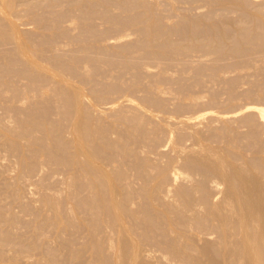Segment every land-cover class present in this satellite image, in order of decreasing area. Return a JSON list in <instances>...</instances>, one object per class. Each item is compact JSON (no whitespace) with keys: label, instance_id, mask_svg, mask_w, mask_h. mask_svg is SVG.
I'll use <instances>...</instances> for the list:
<instances>
[{"label":"rangeland","instance_id":"obj_1","mask_svg":"<svg viewBox=\"0 0 264 264\" xmlns=\"http://www.w3.org/2000/svg\"><path fill=\"white\" fill-rule=\"evenodd\" d=\"M260 108L264 0H0V264H129L150 239L136 264H222L226 201L264 184Z\"/></svg>","mask_w":264,"mask_h":264},{"label":"bare ground","instance_id":"obj_2","mask_svg":"<svg viewBox=\"0 0 264 264\" xmlns=\"http://www.w3.org/2000/svg\"><path fill=\"white\" fill-rule=\"evenodd\" d=\"M259 115H260V117H261V119H262V121H264V108H260L259 109ZM194 147V146H193ZM186 148V147H185ZM185 148H183V150L184 151H186L185 150ZM190 149V148H189ZM178 150H182V149H178ZM182 150V151H183ZM191 150H192V148H191ZM194 150H196V149H194ZM194 150H192V151H194ZM179 151V152H180ZM192 151H190L191 153H192ZM199 151V150H198ZM209 151V150H208ZM183 153V152H182ZM186 153V152H185ZM206 153H208V152H206ZM209 153H211V152H209ZM204 155V154H203ZM208 155V154H207ZM210 155V154H209ZM208 155V156H209ZM212 155H213V153H212ZM211 155V156H212ZM206 156V155H205ZM202 157V156H201ZM205 158H207L208 159V157H205ZM213 158V157H212ZM211 158V159H212ZM210 159V158H209ZM175 173H176V171H174ZM174 175V174H173ZM176 175V174H175ZM177 177V176H176ZM173 179H175V177L173 178ZM193 179V178H192ZM175 181H177V180H175ZM215 181V180H214ZM218 183V182H217ZM264 185V184H263ZM262 185V188L260 187V190H261V192L259 191L258 192V190L257 191H255L256 189L254 188V187H251V188H249L250 189V192L249 193H244V194H246L247 195V197H246V199H239L238 197V201L235 203V207L233 206V204H232V202L231 201H229V200H225L226 201V203H228L229 202V204H231L232 205V209L233 210H235V209H237V211L236 212H238V210H239V215L237 216V213L236 212H233V213H236L235 215H236V218H235V221H237L234 225H233V223L231 224L230 222V225L228 226V222H226V220H227V218L230 216V214H229V216L228 215H225V213H223L225 216V222L227 223H224V222H222L223 220L222 219H218V220H221V222H222V228H221V230H220V228H219V226L218 227H216V229L217 228H219V232L217 231V234L219 233V237L217 238V236H216V238H217V240H218V242L220 243L221 241H223V240H226L227 238L229 239V241H228V243L226 244V243H224L225 245H227L228 246V248L230 249V247L232 246V245H230V244H233V242L232 243H230V241H232L233 239H234V237H233V239L231 238L232 237V230H231V228H234V231H237V232H239L238 234H240V238H241V242H240V244H241V246H239L238 247V254H237V251H234V252H236V254L238 255V256H236L237 258H239V259H242L243 261H245L247 264H264V186ZM214 187V186H213ZM246 187H248L247 185L246 186H244L243 187V189H240V192H238L237 193V195L240 193H242L243 191H244V188H246ZM212 188V187H211ZM233 188H235V187H233ZM231 189L232 191H235V189ZM255 189V190H253V189ZM115 190V189H114ZM114 190H113V192H114ZM214 190V189H213ZM230 190V189H229ZM238 190V189H237ZM252 190V191H251ZM218 191V190H217ZM231 191V192H232ZM220 192V191H219ZM230 192V191H229ZM237 192V191H236ZM235 192V193H236ZM215 194H217V193H215ZM230 194V193H229ZM234 194V193H233ZM239 194V195H240ZM236 195V194H235ZM165 196V195H164ZM163 196V197H164ZM171 196V195H170ZM216 196V195H215ZM219 196V195H218ZM234 196V195H233ZM113 197V196H112ZM214 198V197H213ZM216 198H217V196H216ZM172 199V198H171ZM215 199V198H214ZM116 201V200H115ZM114 202V201H113ZM115 203V202H114ZM205 203V202H204ZM223 203H225V202H223ZM111 204V203H110ZM116 204V203H115ZM167 204V203H166ZM109 205V204H108ZM117 205V204H116ZM203 205V204H202ZM216 205V204H215ZM113 206H114V204H113ZM112 206V207H113ZM117 206H119V205H117ZM208 206H210V205H208ZM218 206H220V205H218ZM217 206V207H218ZM226 207H227V205H226ZM208 208V207H207ZM214 208H216V207H214ZM223 209H224V207H222ZM228 208V207H227ZM112 209V208H111ZM119 209H120V207L117 209L118 210V213H119ZM213 209V208H212ZM211 209V210H212ZM226 209V208H225ZM224 209V210H225ZM231 209V208H230ZM230 209L228 210V209H226L227 211H230ZM115 210H116V207H115ZM115 210L113 211V212H115ZM192 210H194V212L197 214V211L198 210H196V209H192ZM196 210V211H195ZM205 210V209H204ZM207 210V209H206ZM215 210V209H214ZM216 210H218V208L216 209ZM201 211V210H200ZM210 211V210H209ZM219 211H221L220 209H219ZM189 212V211H188ZM213 212V211H212ZM215 212V211H214ZM230 212H232V211H230ZM117 213V212H116ZM193 213V212H192ZM191 213V214H192ZM195 213H193L192 215H194V219H192L191 217V219H192V225H191V227L193 226L195 229H193L192 228V230H197L196 229V225H195V222H193V220H195V216H196V214ZM210 213V212H209ZM217 213V212H216ZM215 213V214H216ZM219 213V212H218ZM232 213V214H233ZM115 214V213H114ZM120 214V213H119ZM201 214V213H200ZM205 214V213H204ZM214 214V215H215ZM221 214H222V212H221ZM221 214L219 213V215H217V216H219V218L221 217ZM228 214V213H227ZM189 215V214H188ZM210 215H211V213H210ZM234 215V214H233ZM204 216V215H203ZM216 216V217H217ZM226 216H228L227 218H226ZM232 216V215H231ZM230 216V217H231ZM115 217V216H114ZM193 217V216H192ZM208 217H210V216H208ZM224 217L222 216V218L224 219ZM119 218H122V219H124V217H119L118 216V219ZM186 218V217H185ZM197 218V217H196ZM200 218V217H199ZM198 218V219H199ZM215 218V217H214ZM233 218V217H232ZM118 219H116V220H118ZM186 219H188V218H186ZM217 219V218H216ZM229 219V218H228ZM116 220H114V221H116ZM182 220H184V219H182ZM208 220V219H207ZM231 220V219H230ZM120 221V220H119ZM119 221H117L116 223H119V224H121V222H119ZM189 221V220H188ZM215 221H217V220H215ZM184 222V221H183ZM191 222H189V223H191ZM203 222V221H202ZM219 222V221H218ZM232 222V221H231ZM123 223V222H122ZM180 223V222H179ZM188 223V222H187ZM206 223V222H205ZM209 223V222H208ZM124 224V223H123ZM194 224V225H193ZM199 223H197V225H198ZM216 224H217V222H216ZM216 224H215V226H216ZM220 224V223H219ZM236 224H237V227H233V226H236ZM126 225V224H125ZM124 225V226H125ZM187 225V224H186ZM201 225H203V224H201ZM207 225V224H206ZM122 227V224H121V227H122V229L123 228H126V227ZM176 226V225H175ZM175 226H171V229L173 228L174 230H175V232L177 233L178 231H179V229L180 228H178V231H176L177 229L176 228H174ZM185 226V225H184ZM211 226V225H210ZM225 226L226 227H228L229 229H227V228H225ZM113 227H115L114 225H113ZM121 227L119 228V232H121ZM151 227V226H150ZM181 227V226H180ZM198 228L200 227V226H197ZM204 227V226H203ZM209 227V226H208ZM108 229L110 228V226L109 227H107ZM117 228V227H116ZM149 228V227H148ZM168 228V227H167ZM166 228V229H167ZM170 228V227H169ZM169 228H168V230H169ZM183 228V227H182ZM185 228V227H184ZM187 228H189V226L187 227L186 226V228H185V230L187 229ZM212 227H210V229H211ZM129 229V228H128ZM128 229H126V231L128 232V235H129V230ZM151 229V228H150ZM172 229V231H174ZM209 229V228H208ZM115 230V229H114ZM148 230V229H147ZM190 231H191V229H189ZM188 230V231H189ZM200 230V229H199ZM199 230H197V231H191L192 233L191 234H195L196 236H197V239L199 238L198 237V231ZM124 231V230H123ZM149 231V230H148ZM167 231V230H166ZM171 231V232H172ZM182 231V230H181ZM189 231V232H190ZM203 231V230H202ZM202 231H201V233H202ZM212 231V230H211ZM211 231H209V233L211 232ZM215 231V230H214ZM110 232V231H109ZM109 232H107V233H109ZM118 232V233H119ZM132 232V231H131ZM154 232V231H153ZM168 232V231H167ZM182 232H184V230L182 231ZM188 232V233H189ZM200 232V231H199ZM204 232V234H205V232L206 231H203ZM213 232V231H212ZM106 233V232H105ZM122 234H123V232H121ZM126 232H124V234H125ZM152 233V232H151ZM176 233H174V234H176ZM180 233V232H179ZM187 233V232H186ZM197 233V234H196ZM201 233H199L200 235H201ZM214 233V232H213ZM230 233H231V235H230ZM109 234H111V233H109ZM114 234V233H113ZM123 234V235H124ZM134 234V233H133ZM137 234V233H136ZM142 234V233H141ZM144 234H146V233H144ZM173 234V235H174ZM185 233H183V235H184ZM191 234H189V235H186V236H188V238H189V240L191 239V244H189L190 246H192V247H190L189 248V250L190 251H193L192 253H194V255L195 256H197V253H202L205 249H207V248H202V252H200L199 251V249H200V247H199V249H198V247L197 246H199V244L200 243H202V242H205L204 244H207L208 242H209V244L211 245V243H210V241H211V239L209 240V241H207V243H206V240H208L207 238H208V236H211L210 234L208 235V232L206 233L208 236L206 237L204 234H202V235H204L206 238V240H204V241H199L198 240V242L195 240V235L194 236H192ZM216 234V235H217ZM234 234H236V233H233V235ZM122 235V237L121 238H123L124 236ZM127 235V234H126ZM125 235V236H126ZM157 235V234H156ZM179 235V237H180V239H182L181 238V236L183 237V235H182V233L181 234H178ZM181 235V236H180ZM184 235V236H185ZM214 235V234H213ZM115 236V235H114ZM129 236H131V234L129 235ZM133 236V235H132ZM137 236H139V235H137ZM190 236V237H189ZM236 236V235H235ZM110 237H113V236H111L110 235ZM127 237V236H126ZM125 237V238H126ZM134 237V236H133ZM141 237H143V236H141ZM144 237H146V236H144ZM147 237H148V235H147ZM174 237H176V236H173V240L175 239ZM178 236L176 237V239H178L179 238ZM203 236H201V238H202ZM237 237H239L238 235H237ZM107 238V237H106ZM130 238V237H129ZM132 238V237H131ZM138 238V237H137ZM155 238V237H154ZM171 238V237H170ZM188 238L186 237H184L183 239H185V241L187 242V243H190V242H188ZM201 238H199V239H201ZM127 239H128V237H127ZM132 239H134V240H137V239H135V238H132ZM202 239H204V237L202 238ZM239 239V238H238ZM108 240H109V237H108ZM111 240V242H112V240H114V239H110ZM122 240H124V238L122 239ZM131 239H129V241H130ZM145 240V239H144ZM127 241V240H126ZM125 241V242H126ZM132 241L133 240H131V244L133 245V243H132ZM138 242H139V240H137ZM137 241H135L136 243H137ZM142 241H143V238H142ZM146 241V240H145ZM148 241H150L149 243H151V247H147L148 245L150 246V244H148V245H145L146 246V248L144 247L143 248V246H144V244L145 243H143L142 244V242L141 243H139V245L141 246L142 245V248H135V247H133L132 245V248L135 250L134 251V253L132 254V252L133 251H126L125 250V252H124V254L126 253L127 254V252H130L132 255H130V253H129V256H131V260H130V262H129V264H136V263H139L140 261L142 262V258H145L146 257V259H147V255H151L152 254V252L151 251H153V249H152V247L156 250V251H158V246L160 247V250H161V248H162V250L163 249H165L166 250V248L168 249V247H169V244H165V245H168L167 247L164 245V247H163V244L161 243V246L160 245H158V246H156V244H158L156 241H155V245H154V243H153V245L154 246H152V242H154V240L151 242V239L150 240H148ZM159 241V240H158ZM166 241V240H165ZM171 241V240H170ZM178 241L179 240H177L176 242L178 243ZM240 241V240H239ZM110 242V241H109ZM118 242V241H117ZM128 242V241H127ZM126 242V243H127ZM134 242V241H133ZM134 242V243H135ZM175 242V241H174ZM175 242V243H176ZM180 242V241H179ZM181 242H182V240H181ZM180 242V244H182ZM186 242H183V244H184V246H183V248L185 249V250H187L188 248H186V246H188V245H185V243ZM224 242V241H223ZM223 242H221V243H223ZM234 242H237L235 239H234ZM114 243V242H113ZM136 243L134 244V246L136 245ZM148 242H146V244H147ZM186 243V244H187ZM115 244V243H114ZM128 244V243H127ZM138 244V243H137ZM179 244V243H178ZM178 244H176V245H174L175 246V248H178V247H180V244H179V246L178 247H176ZM182 244V245H183ZM203 243H202V245L205 247L206 245H204ZM238 244L239 243H237V246H238ZM116 245V244H115ZM138 245V246H139ZM182 245H181V247H182ZM230 245V246H229ZM234 245V244H233ZM112 246V245H111ZM120 246V245H119ZM123 246H124V243H123ZM122 246V247H123ZM127 246V245H126ZM125 246V247H126ZM131 246H129V248L131 247ZM139 246V247H140ZM174 247L173 246V242H172V244H170V247ZM209 246V245H208ZM195 247H197V249L195 248ZM210 247H212V246H210ZM220 247H221V245H220ZM219 247V248H220ZM236 247V246H235ZM234 247V248H235ZM110 249H111V247H109ZM108 248V249H109ZM114 247H112V249H113ZM128 248V247H127ZM127 248H125V249H127ZM183 248L181 249V248H179V249H181V251L183 250ZM191 248H194V250H197V251H199V252H195L193 249H191ZM222 248H223V246H222ZM221 248V249H222ZM225 248H227L226 246H225ZM170 249V248H169ZM211 249V248H210ZM220 249V250H221ZM239 249H241V250H239ZM129 250V249H128ZM159 250V251H160ZM162 250L160 251L161 252V254H162ZM177 250V249H176ZM185 250H183V251H185ZM212 250V249H211ZM224 250H226V249H224ZM223 249H222V251H224ZM156 251H155V253H156ZM158 251V252H159ZM167 251V250H166ZM168 251H171V249L170 250H168ZM172 251H173V248H172ZM171 251V252H172ZM206 251V250H205ZM204 251V252H205ZM228 251H231V250H228L227 249V252ZM233 251V250H232ZM157 252V254H159ZM165 252V251H164ZM174 252V251H173ZM172 252V253H173ZM176 252H179V254H177V256L175 255V253ZM176 252H174V255L176 256L175 258H174V255H173V257H171V258H173V259H171V258H169V260L171 261H173V260H175V262L177 263V264H182L184 261H185V259L189 256V255H187L188 253L187 252H189L188 250L187 251H185L184 252V254H186V257H185V259H184V257L183 256H185L184 254H183V252L181 253L180 252V250H178V251H176ZM204 252H203V254H204ZM225 252V251H224ZM227 252H225L226 253V256H227ZM190 253V252H189ZM206 253H210L209 252V250H208V252L206 251ZM205 253V254H206ZM220 253H221V251H220ZM228 253H230V255H232V253L233 252H228ZM109 254V253H108ZM112 254V253H111ZM116 254V253H115ZM122 254H123V252H122ZM144 254H146V256H144ZM166 255V253H163V255ZM170 254V253H169ZM183 254V255H182ZM217 254V253H216ZM233 254H235V253H233ZM235 254V255H236ZM128 255V254H127ZM153 255V254H152ZM193 254H192V256H194ZM207 255V254H206ZM206 255H204L205 257H207V259H208V257H210V255H208V256H206ZM218 256H221L222 255V253L219 255V253L217 254ZM225 255V254H224ZM229 255V256H230ZM156 256V254H154V257ZM157 256H160V255H157ZM168 256H171V255H168L167 254V257ZM190 256H191V253H190ZM194 256V257H195ZM200 257H202V254L201 255H199ZM215 256V255H214ZM217 256V257H218ZM223 257V259L224 258H228V256L227 257ZM232 256H234V255H232ZM230 257L232 260H237L236 259V257L234 256V259H233V257ZM149 257V256H148ZM151 257V256H150ZM149 257V258H150ZM199 257V258H200ZM212 257V256H211ZM210 257V258H211ZM216 257V256H215ZM120 258H122L121 256H120ZM125 258H128L126 255H125V257L124 258H122V259H125ZM160 258V257H159ZM192 258V257H191ZM210 258L208 259V260H210ZM145 259V260H146ZM153 259V258H152ZM151 259V260H152ZM157 258L155 257V261H159V259L158 260H156ZM160 259H162V257L160 258ZM163 259L165 260V257H163ZM188 259V260H187ZM186 260V262H187V264L188 263H190L191 261H195L196 259L195 258H193V260L191 259V260H189L190 259V257L189 258H187ZM197 259H198V256H197ZM203 259H204V257H203ZM207 259H204V260H206L205 262H207L208 260ZM216 259V258H215ZM222 259V264H223V262L225 263V262H227L228 260L227 259H225L226 261H224ZM229 259V258H228ZM239 259L237 260L238 262H241L242 260H240L239 261ZM115 260H117L116 258H115ZM148 260H150V259H148ZM168 260V259H167ZM167 260H165L166 262H168ZM199 260H201V258L199 259ZM213 261H214V259H212ZM212 260H210L211 261V263L213 262ZM220 260V259H219ZM119 261V260H118ZM126 261H128V259L126 260ZM155 261H154V263H155ZM161 261H163V260H161ZM161 261H159L160 263H162ZM202 261V260H201ZM218 261V260H217ZM231 260H229V262H230ZM242 261V262H243ZM125 262V261H124ZM123 261H122V264L124 263ZM143 262H144V260H143ZM146 262V261H145ZM159 262H156V264L158 263L159 264ZM165 262V263H166ZM175 262H170V264L171 263H175ZM195 262H197V260L195 261ZM194 262V263H195ZM199 262V261H198ZM203 262V264H205L204 263V261H202ZM233 262V264H234V261H232ZM231 262V263H232ZM245 262H243L244 264H245ZM113 263V262H112ZM118 263H120V262H117V264ZM164 263V261H163V264H165ZM208 263V262H207ZM206 263V264H207ZM211 263H209V264H211ZM218 263V262H217ZM237 263V262H236ZM141 264V263H140ZM142 264H145V263H142ZM148 264H149V262H148ZM151 264V263H150ZM167 264V263H166ZM186 264V263H185ZM192 264V263H191ZM215 264V263H214ZM221 264V263H220ZM227 264V263H226ZM230 264V263H229ZM237 264H239V263H237Z\"/></svg>","mask_w":264,"mask_h":264}]
</instances>
